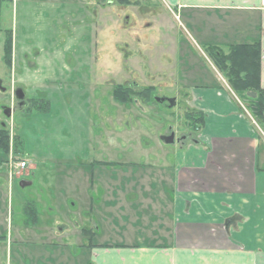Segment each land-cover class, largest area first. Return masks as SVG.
Listing matches in <instances>:
<instances>
[{
	"label": "rangeland",
	"instance_id": "rangeland-1",
	"mask_svg": "<svg viewBox=\"0 0 264 264\" xmlns=\"http://www.w3.org/2000/svg\"><path fill=\"white\" fill-rule=\"evenodd\" d=\"M131 2L123 5L117 0H20L14 4L6 0L2 5L0 71L5 62L1 45L7 32L8 38L12 34L14 37L12 59L17 65L8 80L25 91L27 106L31 110L13 111L11 116L5 114V109L12 108L9 90H14L11 82H4V87L8 88L7 92L0 88V126L7 125L13 130L9 129V153L3 155L8 166L5 164L2 168L13 174L10 177L16 181V177L26 175L29 167L21 168V160H26L27 164L28 160L40 164L29 177L33 185L24 188L19 180L18 184L11 181L14 187L9 210L13 226L9 229L10 237L12 231L15 233V229L22 226V221L30 217L25 207L32 203L35 193L41 194L36 198H41L40 203L46 206L47 212L37 201L32 205L36 212L38 208L43 222L51 221L50 227H55L56 220L63 217L66 211L61 206L63 202L68 205L75 202L79 206L74 181L66 182L69 187L57 185L59 192L52 186L62 180L53 178L52 184L48 185L47 179L55 175L54 169L58 166L52 159L62 161V165L68 161L80 164L117 160L119 168L114 164H110L113 167L97 164L94 169L89 164L87 171L92 173L96 170L95 178L101 172L103 176L118 173L122 186L130 188L133 182L129 178L136 169V172H154L156 169V175L161 176L168 171L164 168L166 162L180 164V148L167 145L161 139L163 135L174 132L175 138L185 137L181 139L180 146L197 140L200 131L187 117L188 113L197 110L187 99V94H180V63L187 58L183 49L188 48L200 60L203 71L210 73L211 78L217 72L191 42L192 37L186 29L180 26V13L162 0ZM180 45L183 52H180ZM221 74L231 88L227 76ZM119 85L122 92H131V101L116 99L115 91ZM232 91L234 99L264 140V126L252 115V95L245 91ZM35 100L44 105L50 100L49 109L38 112ZM17 135L28 139V150L23 153H16ZM261 161H264V147ZM26 177L24 180L28 179ZM165 186L169 188V184ZM98 187L92 195L86 188L84 199L88 201L93 197L99 204L97 195L101 196L102 191ZM82 193L83 189L77 195ZM102 200L104 204V195ZM100 206L97 208L101 209ZM55 207L56 212L50 210ZM116 214L114 212L111 217L114 219ZM97 215L92 214L93 221H85L86 225L93 224L101 229L94 240H120L124 231L122 225L113 219L111 221L108 218L111 214L104 213L106 222L104 216L97 218ZM54 227L52 231H55ZM127 228L131 230L129 226ZM47 229H41V244L29 242L19 245L13 242L16 247H13L12 259L7 243H0V264H69L66 261L76 255L74 242L67 243L70 250L62 247L65 246L63 244H44L58 240L46 238ZM34 254L45 256L38 261L33 259ZM55 257L60 259L54 260ZM78 262L81 264L80 259Z\"/></svg>",
	"mask_w": 264,
	"mask_h": 264
},
{
	"label": "crops",
	"instance_id": "crops-1",
	"mask_svg": "<svg viewBox=\"0 0 264 264\" xmlns=\"http://www.w3.org/2000/svg\"><path fill=\"white\" fill-rule=\"evenodd\" d=\"M10 1L18 4L20 0ZM162 2L181 14L180 26L186 29L192 37L191 42L217 72L211 78L210 73L203 71L200 60L188 48L183 49L187 58L180 63V94H187L193 108L202 111L205 117L204 127L197 140L186 145L181 143V146L180 141L165 142L180 148V164L170 165L166 162L164 168L168 171L161 176L156 175V169L154 172H136V169L129 178L133 182L130 188L122 186L118 173L103 176L101 172L95 178L96 170L92 173L87 171L89 164L94 169L97 164L113 167L110 164L118 165L117 160H95L94 163L80 164L68 161L62 165V161L52 159L56 161L55 166L64 168L56 166L55 175L47 179L48 185L52 184L51 180H62L52 186L59 192L57 185L60 188L69 187L65 185L66 182L74 181L75 195L80 202L79 206L75 202L71 205L62 203L66 211L62 218L56 220V226H53L55 231L51 230V221L43 222L37 208L36 217L24 219L15 233L11 230L13 234L10 237L9 229L13 226L9 210L14 187L11 181L18 184L19 180L24 188L33 185V181L24 180V177H32L31 174L39 169L40 164L28 160V170L33 167V171L26 170V175L21 178L23 174L20 173L16 181L0 168V237L6 241L11 259L14 257L13 247H16L13 242L19 245L29 242L41 244V229L48 228L46 238L58 240L46 241L44 244H63L65 246L62 247L68 250L67 243L74 242L76 255L66 261L69 264H79L78 259L81 264H264V161H261L264 140L256 132L253 121L234 99V92L225 83L221 72L204 51L207 45L227 49L236 44L260 41L261 85L264 88L262 0ZM12 39L14 51L13 36ZM182 48L180 45V52H183ZM182 56L181 53V60ZM8 65L12 75L15 59H11ZM22 138L25 150H28V139ZM165 184H169V188ZM96 186L102 191L101 196L97 195L101 209L97 208L99 204L95 203L93 197L90 200L88 198V201L83 197L86 196V188L92 195ZM82 189L81 196L77 195ZM38 195L40 197L41 194H33L32 203H40L41 198H36ZM40 206L46 211L45 205L40 203ZM50 210L56 212V207ZM105 212L111 214L108 217L111 221V216L117 212L113 220L124 229L120 240H94L101 229L93 224H85L88 219L93 221L92 214L97 213L96 217L100 218ZM104 219L106 222L105 216ZM14 237L17 240H12ZM87 241L90 243L87 244ZM44 256L34 254L33 259L42 261ZM58 259L55 257L54 260Z\"/></svg>",
	"mask_w": 264,
	"mask_h": 264
},
{
	"label": "trees",
	"instance_id": "trees-1",
	"mask_svg": "<svg viewBox=\"0 0 264 264\" xmlns=\"http://www.w3.org/2000/svg\"><path fill=\"white\" fill-rule=\"evenodd\" d=\"M5 0H0V11ZM120 4L130 5L131 0H117ZM12 36L7 37L6 41V57L11 63L13 45ZM204 51L211 59L216 68L227 76L228 83L235 91H245L247 94L254 93L255 96L250 97L253 100L252 115L260 121L264 126V88L261 85V60L262 47L261 42L236 44L227 49L218 45H207ZM122 86L119 85L115 91V97L119 101H131V92L121 91ZM36 101V100H35ZM37 111H45L49 109V102L44 105L36 101L35 108ZM29 110V109H27ZM31 111V110H29ZM188 119L200 131L204 127L205 117L202 111H193L187 114ZM10 132L0 131V156L9 153L10 149ZM18 148L16 153H23L24 140L19 135L16 136ZM25 210L30 217H36L37 212L31 202L27 203Z\"/></svg>",
	"mask_w": 264,
	"mask_h": 264
},
{
	"label": "flooded vegetation",
	"instance_id": "flooded-vegetation-1",
	"mask_svg": "<svg viewBox=\"0 0 264 264\" xmlns=\"http://www.w3.org/2000/svg\"><path fill=\"white\" fill-rule=\"evenodd\" d=\"M0 24H1V17H0ZM1 33H2V29L0 28V35H1ZM5 34H6L5 39L3 41V44L1 45L2 48H3V54H4L5 62H4L3 66L1 68V71H0V88H3L2 90L7 92V88L8 87L7 88L4 87V82L7 83L9 81L8 77H9L11 69L9 70L10 67L8 65V60H7V57H6L7 32ZM0 44H1V41H0ZM9 82H11V81H9ZM11 83L13 84L12 90L15 91V92L14 91L11 92V88L9 90V93H10L9 94V98H10V101H11L12 108L11 109H5V114L6 115H10V116L12 115L13 111L19 110L21 112H25V110H27L29 108L27 106L28 105V103H27V94L25 93V91L21 87H18L16 84L14 86L13 82H11ZM9 129L13 130V128H8L7 125L0 126V131H5L6 130V131L10 132ZM184 138L181 137V139H184ZM161 139H163L165 142H167V141H176V142L177 141H181L180 138H175V133L174 132H172L171 135H163L161 137ZM3 158H5V157H3V155H2V158H0V168H2L5 164H7V166H8V160L7 159L5 160ZM27 166H28V164H27ZM11 176H13V174H11ZM28 180H29V178H28ZM5 240H7V239H5ZM4 242H6V241H4V239H2L0 237V243H4Z\"/></svg>",
	"mask_w": 264,
	"mask_h": 264
},
{
	"label": "built area",
	"instance_id": "built-area-1",
	"mask_svg": "<svg viewBox=\"0 0 264 264\" xmlns=\"http://www.w3.org/2000/svg\"><path fill=\"white\" fill-rule=\"evenodd\" d=\"M262 5L264 6V0H262ZM19 166L21 168H26L27 167V161L26 160L20 161Z\"/></svg>",
	"mask_w": 264,
	"mask_h": 264
},
{
	"label": "water",
	"instance_id": "water-1",
	"mask_svg": "<svg viewBox=\"0 0 264 264\" xmlns=\"http://www.w3.org/2000/svg\"><path fill=\"white\" fill-rule=\"evenodd\" d=\"M250 94H251L252 96H255V94H254V93H253V94H252V93H250Z\"/></svg>",
	"mask_w": 264,
	"mask_h": 264
}]
</instances>
